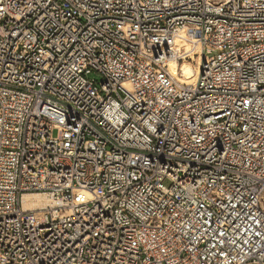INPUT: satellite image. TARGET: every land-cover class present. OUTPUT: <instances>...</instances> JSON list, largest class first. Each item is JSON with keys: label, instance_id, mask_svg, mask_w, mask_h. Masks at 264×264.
Returning <instances> with one entry per match:
<instances>
[{"label": "built area", "instance_id": "obj_1", "mask_svg": "<svg viewBox=\"0 0 264 264\" xmlns=\"http://www.w3.org/2000/svg\"><path fill=\"white\" fill-rule=\"evenodd\" d=\"M0 264H264V0H0Z\"/></svg>", "mask_w": 264, "mask_h": 264}, {"label": "bare ground", "instance_id": "obj_2", "mask_svg": "<svg viewBox=\"0 0 264 264\" xmlns=\"http://www.w3.org/2000/svg\"><path fill=\"white\" fill-rule=\"evenodd\" d=\"M176 45L180 49V51L183 50L184 52L190 50H198L199 48V45L196 42L185 39L182 34L176 38ZM185 63L189 65L188 67L190 70V77L194 79L196 76L197 66L193 67V64L187 60H183L181 62H176L175 60H172L170 63V69L173 73L175 72V70H177V73L181 72L182 77L187 78L184 75L182 69V65ZM53 204H55V201L52 198L48 197L47 194L42 192L24 193L21 196L22 208L26 210L33 208H44L48 206H53Z\"/></svg>", "mask_w": 264, "mask_h": 264}, {"label": "rangeland", "instance_id": "obj_3", "mask_svg": "<svg viewBox=\"0 0 264 264\" xmlns=\"http://www.w3.org/2000/svg\"><path fill=\"white\" fill-rule=\"evenodd\" d=\"M182 66H183L182 69H183V73H184V75H185L187 78H189V77H190V70H189V67H188L189 65H188L187 63H185V64H183ZM91 77L95 78V80H99V77L96 76V75H91Z\"/></svg>", "mask_w": 264, "mask_h": 264}]
</instances>
